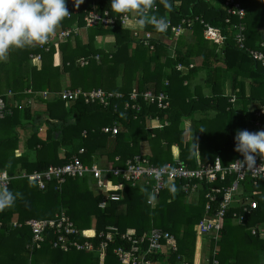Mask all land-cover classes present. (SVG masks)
Here are the masks:
<instances>
[{
    "label": "trees",
    "instance_id": "1",
    "mask_svg": "<svg viewBox=\"0 0 264 264\" xmlns=\"http://www.w3.org/2000/svg\"><path fill=\"white\" fill-rule=\"evenodd\" d=\"M241 2L245 17L239 20L213 0H168L170 7L156 0L149 16L165 17L172 25H181L183 31L174 37L170 29L157 32L152 24H146L142 30L122 26L123 14L111 10L110 0H83L78 8L68 0L69 15L55 32L72 28L76 32L63 41L9 50L7 60L0 62V93L12 92V96H3L4 111L9 112L0 118V171L9 178L5 184L0 183V189L19 195L13 206L0 211V264L5 257L13 264H130V256L121 260L117 252L121 248L122 253H128L133 248L124 234L138 238L151 229L169 233L178 247L176 252L151 254L147 258L153 262L175 264L180 256L195 264L198 238L208 241L205 246L210 258L206 264L262 261L264 232L255 230L253 234L249 227L257 226L258 222L264 224L263 177L254 180L247 176L241 182V193L238 192L226 210L218 232L201 233L199 222L206 216L212 217L222 200L221 194L213 201L207 194L213 187L230 185L233 175H227L224 182L219 178L202 181L193 194L185 193L182 186L186 181L177 179L169 185L165 183L156 195L151 194L149 186L132 185L110 176V191L118 192L121 197L109 201L105 207L100 206L103 194L94 189L91 173L67 177L64 181L53 176L46 180L44 176L49 167L67 164L74 158L91 167L101 157L114 166L117 157L116 163L121 167L127 159L140 154L142 142L149 145V163L157 167L174 163L175 149L179 158L189 164L188 168L213 162L216 157L223 165L243 159L234 150L235 133L245 130L244 123L255 113L250 101L264 103V66L256 64L248 53L259 50L263 40L257 27L263 21L260 17L264 16V8L254 4L258 0ZM93 4L97 10L107 9L117 16L115 24L86 26L84 17ZM128 15L136 18L135 13ZM227 18L230 22L226 23ZM239 22L244 27L243 47L236 37L239 30L235 25ZM206 23L219 28L225 40L215 43L207 39ZM83 32L85 41L80 39ZM147 32L151 37L146 39ZM106 35L114 38L110 51L95 41ZM35 56L40 57L39 64L33 63ZM197 58L200 63L195 67L177 69L178 64L188 66ZM222 70L231 73L233 92L245 103L242 113L229 101L231 96L222 91ZM200 74L204 77L197 82ZM245 84H249L247 97ZM67 88L101 89L120 96L109 99L108 106H103L99 98L91 102L83 99L67 102L59 96ZM133 89L138 93L164 92L169 105L160 109L146 103L141 96L132 101L129 95ZM44 91L47 97L41 94ZM33 101L43 102L44 108L34 110ZM126 103H135L139 108H125ZM149 119L156 124L148 129ZM186 120L190 121L187 129ZM259 120L263 123L264 117ZM205 121L210 125L204 124ZM114 124L118 128L116 135L102 130ZM42 127H45L44 137L39 136ZM20 129L26 131V136L20 155H16ZM209 147L215 148L212 154ZM35 173L39 178L30 179ZM242 197L256 200L257 209L244 212L248 204L240 203ZM150 199L152 203H148ZM61 210L79 230L71 243L88 240L92 249L78 250L71 245L65 251L60 242L57 248L53 247L55 229L45 230V241L39 247H32L33 234L27 222L55 219ZM241 213L245 220L237 223V215ZM12 223L16 225L11 227ZM145 244L146 241L137 246L142 250Z\"/></svg>",
    "mask_w": 264,
    "mask_h": 264
},
{
    "label": "built area",
    "instance_id": "2",
    "mask_svg": "<svg viewBox=\"0 0 264 264\" xmlns=\"http://www.w3.org/2000/svg\"><path fill=\"white\" fill-rule=\"evenodd\" d=\"M221 4V7L226 10L227 14L230 16H236L239 20H242L245 17V9L244 5L240 0H218ZM155 8V7H154ZM118 19L117 16L111 15L109 11L106 10H97L95 4H93L90 9L86 12L84 20L86 26H94V25H113L115 21ZM130 19L129 15L123 14L120 17V22L122 26H126V22ZM230 22V19H226V23ZM169 27L174 37H177L182 31L183 27L181 25L175 26L168 21ZM239 31H237L236 37L240 40L239 45L243 47L242 41V31L243 25L241 22L235 25ZM167 29V30H168ZM73 32H76V28L68 29V30H60L52 34L49 41L45 44L48 45L52 41L58 40L63 41L66 40ZM205 37L209 40H212L215 43H221L225 40L226 36H224L219 28H216L208 23L205 24ZM151 34L147 32L145 34V38H150ZM148 45V42H146ZM48 47L46 46L45 49ZM150 49L153 48L152 45L149 46ZM249 56L255 61V63L264 66V53L258 50H249ZM34 64L40 63V57L35 56L33 58ZM189 67H192L190 65ZM177 69L182 71L185 67L182 64L177 65ZM186 70V69H185ZM44 97H47L48 94L46 91L41 93ZM6 95L12 96V92L8 91L7 94L0 93V118H2L9 111H4L5 100L3 96ZM63 100L75 101L78 99H83L85 102H91L95 98H99L101 100V104L103 106L110 105L109 99L113 97H119L120 94H113L110 92H104L101 89L92 90V91H84L79 88L74 89H65L59 95ZM130 99L132 101H136L138 96L143 98L148 104H155L158 108L164 109L168 107L169 101L168 96L164 92L154 93L151 90L143 91L138 93L136 89H133L130 93ZM31 103V102H30ZM139 108L137 104L132 103L131 105L126 103L125 108ZM257 116L264 115V105L256 112ZM259 124V123H258ZM105 133H110L112 135H116L118 133V128L114 124L112 126H105L102 128ZM118 158H116L117 160ZM234 162L229 163L226 166H223L219 159H216L214 162H209L207 164H203L197 166L196 168H188L185 165L178 163L174 166H170V164H166L160 167L153 166L149 163L146 156L142 154L134 155L132 158L127 159L124 163L123 167L113 166L108 168H101L97 165H93L91 167L84 165L80 159L74 158L71 162L56 166L49 167V170L44 173L46 180L58 178L60 181H64L67 177H81L86 173H91L93 178L96 180V188L103 192V199L100 202L101 207H105L109 201H118L120 199V194L116 191H110L109 189V181L105 178L108 175H112L115 177H120L122 180L127 183H131L132 185H136L137 183L150 186L151 194L156 195L163 188L166 182H172L177 179L185 180L186 182L182 186L183 191L187 194H193V192L198 187V183L202 181L213 182L218 178L221 181H226L227 175H233L234 179L230 185L222 186V187H213L211 188V192L207 194L210 199L213 201L217 194L222 195V200L218 209L212 217H204L199 222V230L201 233L209 232V231H217L222 225V219L225 215L226 210L229 209L231 204L234 201V198L237 196L241 187V182L248 176L254 180L263 177L264 178V157L259 155L256 156L255 165L252 167H244L240 168L239 164L236 163V168L238 170H234L233 164ZM53 176V177H52ZM8 176L5 172L0 171V183L5 184L8 181ZM30 179H37L39 175L37 173L29 176ZM42 185V182H40ZM244 198V199H242ZM240 198V203H246L243 208V211L249 213L251 209L256 208L257 202L254 200L248 199V197ZM153 199L148 200V203H152ZM210 209V205H206V210ZM244 220V214L241 213L237 215V221L242 222ZM1 224V223H0ZM27 224L31 227L32 230V247H39L40 243L44 240V231L47 229H55L59 233L58 240L54 243V246H57L59 242L62 244L63 249L67 250L69 246L73 245L77 249H91V244L85 242L84 244H80L76 241L67 242L66 236L70 234L77 233V230L74 228L72 222L68 219L64 212H61L57 215L55 219L51 220H30ZM252 233L255 234V228H252ZM124 238L131 243L132 250H129L128 253H122V249H117L118 254L121 255V260H126L128 256L131 257L130 264H152L149 259H146V256H150L154 253H170L177 251V244L173 237L167 233L162 232L159 229H151L148 233L143 234L138 238H133L132 235L124 234ZM146 241L145 247L140 250V246H137L138 243L142 244ZM177 260L180 264H189L182 257L178 256ZM215 263L216 260L214 261ZM205 264V263H202Z\"/></svg>",
    "mask_w": 264,
    "mask_h": 264
},
{
    "label": "clouds",
    "instance_id": "3",
    "mask_svg": "<svg viewBox=\"0 0 264 264\" xmlns=\"http://www.w3.org/2000/svg\"><path fill=\"white\" fill-rule=\"evenodd\" d=\"M68 0H0V62L6 61L10 49H24L36 45H45L58 25L69 15ZM79 7L83 0H72ZM170 7L168 0H161ZM156 0H110L111 10L117 14H136V20L130 27L143 29L152 24L157 32H165L168 20L165 17L149 16L154 10ZM234 150L243 159L236 160L240 168L255 165L256 156L264 157V130L250 132L237 130ZM174 190V189H173ZM19 194L8 189H0V211L14 205Z\"/></svg>",
    "mask_w": 264,
    "mask_h": 264
},
{
    "label": "crops",
    "instance_id": "4",
    "mask_svg": "<svg viewBox=\"0 0 264 264\" xmlns=\"http://www.w3.org/2000/svg\"><path fill=\"white\" fill-rule=\"evenodd\" d=\"M241 1V0H240ZM260 1V2H259ZM216 3H218L220 6H221V4H220V2H216ZM254 4H256V6H261L262 8H264V0H258V2H255ZM253 4V5H254ZM260 18H262L263 19V21L262 22H260V23H258V24H261L259 27H257V30H259L261 33H262V38H263V40L261 41V43L259 44V50L258 51H260V52H262V53H264V16L263 15H261V17ZM135 20H136V18H130L127 22H126V27H130L131 25H133L134 23H135ZM131 29H133L132 27H130ZM137 30H141V29H137ZM80 39L81 40H83V41H85V39H86V37H85V35H81L80 36ZM96 44L98 45V46H100V47H103V48H105L107 51H110L111 49H112V45H113V41H114V38L111 36V35H106V36H101V37H98V38H96ZM262 48V49H261ZM256 50V49H255ZM200 63V58H197V59H195L194 61H192L191 63H189V65L188 66H185V65H183L184 67H185V69H189V68H192V67H195V65H197V64H199ZM257 64V63H256ZM190 65H192V67H189ZM184 69V70H185ZM183 70V71H184ZM223 71V76H222V78H221V88H222V91H223V93L225 94V95H227V96H231V98H229V101H231L232 102V104H233V106H234V108H235V110L237 111V112H239V113H242L243 111H244V108H243V104H245L244 103V101H243V99H240V98H238L237 96H235L236 94H235V92H233V88H234V86H233V84L231 83V76L229 75V74H231L230 72H226L225 70H222ZM203 75V74H202ZM203 79V78H202ZM247 83V82H246ZM250 83V82H249ZM244 93H245V96L247 97L248 95H249V84H245V89H244ZM250 104H252L253 105V107L254 108H252V110H254V114H253V117L251 118V119H249V120H247L245 123H244V128H246V130H248V131H250V132H256V131H259V130H264V122H263V124L262 123H260L257 119H255L254 118V115H256V112L262 107V105H264V103H262V104H260V103H258V101H250ZM32 105H33V108H34V110H36V109H39V110H41V109H43L44 108V103L43 102H40V101H33L32 102ZM187 121L188 120H186L185 121V129H187L188 127H187V125H186V123H187ZM189 123H190V121H189ZM259 123V124H258ZM156 123L154 122V121H152V120H147V128L149 129V128H152L154 125H155ZM25 132L26 131H24V130H22V129H20L19 130V134H20V137H21V141H19V146H18V149L16 150V155H20V153H21V151H22V143H23V139L25 138V136H26V134H25ZM187 133H188V131H187ZM44 135H45V127H42L41 128V130H40V132H39V136H41V137H44ZM186 138H188V137H186ZM178 151L175 149L174 150V153H173V160H175L174 161V163H166V164H178V163H181V164H183V165H187V166H189V164L185 161V160H182L181 158H179V156H178ZM140 154H142V155H144V156H146V158L148 159V161H150V156H151V151H150V148H149V145H148V143L147 142H142L141 143V151H140ZM34 157V156H33ZM116 158L117 157H115V159H114V162H115V165L114 166H119V162L118 163H116V161H118V160H116ZM182 160V161H180V160ZM198 163V162H197ZM209 163V162H208ZM207 164V163H206ZM93 165H97L98 167H101V168H108V167H112L113 165H112V163H109L108 161H107V159H106V157H101V160L99 161V163H98V161L95 163L94 162V164ZM200 165H203V164H200ZM200 165H198V166H200ZM122 166H124V163H122ZM121 166V167H122ZM120 167V166H119ZM192 168H195V167H192ZM87 175H90V174H87ZM115 177V176H112V175H108V176H106L105 178L109 181V189H110V187L112 186V179H110L109 177ZM93 179V181H95L94 182V189L98 192V193H100L101 194V190H99V189H97L96 188V180H95V178H92ZM166 184L167 185H169V184H171V182H166ZM150 187V186H149ZM241 191H242V188L239 190V193H241ZM102 194H103V192H102ZM101 194V195H102ZM193 197V196H192ZM102 199H103V196H102ZM61 212H64L65 213V215L68 217V219L72 222V224H73V226H74V228L77 230V233H75V234H70V235H68V236H66V240H67V242H70L73 238V236L74 235H77V234H79V230H78V228H77V226L74 224V222L70 219V217L67 215V213L64 211V210H61L59 213H61ZM244 220H245V217H244ZM243 220V221H244ZM237 223H240V222H238V221H236ZM16 224H14V223H12L10 226L11 227H13V226H15ZM257 226H252V227H249V229L251 228H257V229H255V230H260L261 231V233H263L264 232V224H262L261 222H258L257 224H256ZM92 227V226H91ZM48 230H51V229H48ZM48 230H46V231H48ZM45 231V232H46ZM54 232H55V234H56V237L54 238V240H53V242H52V246L53 247H55V248H57V246H54V243L58 240V237H59V233L56 231V230H53ZM256 231V232H257ZM45 232H44V241H45V238H46V235H45ZM203 238H198L197 239V245H196V252H195V255H194V263L195 264H202V263H207L208 262V259L210 258L209 257V254H208V252H209V250H208V247H206L205 245L207 244V242L208 241H206V243H205V241H203L202 240ZM31 240H32V236H31V238H30V242H31ZM29 242V243H30ZM76 242H78V243H80V244H84L85 242H88L89 244H91L88 240H83V241H80V240H76ZM29 245V244H28ZM27 245V246H28ZM91 246L93 247V245L91 244ZM92 247H91V249H92ZM178 248V247H177ZM77 249V248H76ZM83 249H86V248H83ZM78 250H82V249H78ZM66 251V250H65ZM214 255H215V253H214ZM148 256H146L145 258L146 259H148L147 258ZM1 258H3V257H1ZM151 262H152V264H164L163 262H161V261H156V262H153L151 259H149ZM2 262V264H13V262H11L8 258H3V261H1ZM175 264H180L178 261H176L175 262ZM259 264H264V257H263V259H262V261L261 262H259Z\"/></svg>",
    "mask_w": 264,
    "mask_h": 264
},
{
    "label": "rangeland",
    "instance_id": "5",
    "mask_svg": "<svg viewBox=\"0 0 264 264\" xmlns=\"http://www.w3.org/2000/svg\"><path fill=\"white\" fill-rule=\"evenodd\" d=\"M213 1H215V2H219L218 0H213ZM82 35H84V32H83ZM203 77H204V75L200 74V75L198 76V78L196 79V81H197V82H198V81H201ZM214 114H215V112H214ZM219 116H220V115H219ZM219 116H218V117H219ZM204 124H207L208 126L210 125L209 121H205ZM212 124H213V123H212ZM186 125H187V127L190 126L189 121H187ZM206 134H208V132H207ZM185 137H188V133H187V131L185 132ZM213 146H214L216 149H218V146H216V145H213ZM214 147H209V148H208V150L211 152V154H212V152H213L214 149H215ZM200 162H201V160H200ZM231 162H233V161H231ZM231 162H229V163H231Z\"/></svg>",
    "mask_w": 264,
    "mask_h": 264
},
{
    "label": "bare ground",
    "instance_id": "6",
    "mask_svg": "<svg viewBox=\"0 0 264 264\" xmlns=\"http://www.w3.org/2000/svg\"><path fill=\"white\" fill-rule=\"evenodd\" d=\"M243 28H244V27H243ZM260 117H264V115H260L259 117H257V120H258L260 123H262V122L259 120ZM262 124H263V123H262ZM216 159H219L220 162H221V159H220L219 157H216L215 160H216ZM215 160H214V161H215ZM236 160H237V159H236ZM236 160H234V161H236ZM214 161H213V162H214ZM234 161H233V162H234ZM221 164H222V162H221ZM222 165H223V164H222ZM227 165H228V164H227ZM223 166H226V165H223ZM250 200H253V199H250ZM254 201H256V200H254ZM256 202H257V201H256ZM257 207H258V203H257L256 208L251 209V210H255V209H257Z\"/></svg>",
    "mask_w": 264,
    "mask_h": 264
}]
</instances>
